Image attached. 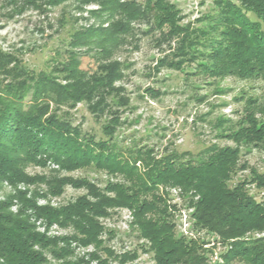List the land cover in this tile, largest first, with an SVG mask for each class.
Returning a JSON list of instances; mask_svg holds the SVG:
<instances>
[{
	"label": "trees",
	"instance_id": "obj_1",
	"mask_svg": "<svg viewBox=\"0 0 264 264\" xmlns=\"http://www.w3.org/2000/svg\"><path fill=\"white\" fill-rule=\"evenodd\" d=\"M36 1L27 3L41 8ZM66 1L42 0L50 6ZM77 1L98 5L89 12L101 23L75 31L68 42L97 50L102 62L95 72L82 70L71 50L57 61L62 68L37 73L0 51V189L3 183L13 187V193L0 198V264H125L139 251L151 253L154 264H207L211 250L203 245L210 241L221 247L220 261L211 264H264V200L248 190L250 184L264 188V173L241 160L252 149L264 148V106L245 110L243 124L224 132L232 145L211 143L196 157L159 155L145 146L123 149L113 136L117 116L103 129L107 137L96 138L50 108L51 103L74 106L81 100L109 108L110 95L122 99L114 83L124 72L112 54L140 20L151 21L158 43H168L155 62L157 71L165 67L186 77L264 79V0H213L215 10L194 27L179 23L180 10L170 0ZM59 21L62 25L64 19ZM55 71L62 72L63 82ZM50 164L67 172L92 167L111 179L99 187L85 178L26 172L29 166ZM242 170L248 175L236 179ZM19 184L33 185L30 195ZM67 185L86 191L56 206L49 200L38 204L39 198L61 196ZM172 189L190 211L186 236L176 231ZM122 209L129 212V231L137 243L119 255L106 245L114 233L103 220ZM32 218L70 232L49 237ZM88 245L92 252L75 256L76 247Z\"/></svg>",
	"mask_w": 264,
	"mask_h": 264
},
{
	"label": "rangeland",
	"instance_id": "obj_2",
	"mask_svg": "<svg viewBox=\"0 0 264 264\" xmlns=\"http://www.w3.org/2000/svg\"><path fill=\"white\" fill-rule=\"evenodd\" d=\"M28 1L0 0V51L12 53L26 69L37 73L62 68L57 61L66 57V50H71L79 59L82 70L95 72L102 62L97 57V50L81 45L70 47L68 42L75 31L101 23L89 12L97 9L98 5L92 1L82 3L69 0L50 6L37 0L36 4H42V7L36 8ZM170 1L180 10L179 23L193 27L201 25L197 20L203 14H212L215 10L213 0ZM61 17L64 19L62 25L59 21ZM132 25L135 33L125 37L127 40L113 50L112 54V59L122 64L124 72L123 77L114 83V86L120 87L123 100L110 95L109 108L98 107L86 100L78 101L74 106L51 103V112L66 116L73 125L96 138L107 137L103 129L111 117L117 116L119 123L114 128L113 136L123 149L145 146L159 155L175 152L196 157L211 143L232 145L233 141L223 134L227 129H237L243 124L245 110L256 111L258 107L264 106V79H240L235 76L207 78L200 75L186 77L179 71L165 67L157 71L155 62L168 51V43L165 40L158 43L159 32L153 28L151 21L140 20ZM170 43L173 45V41ZM61 73L54 72L58 81L63 82ZM241 160L264 173V148L252 149L243 154ZM26 172L30 175L54 174L60 177L85 178L99 187H103L111 179L105 171L92 167L67 172L57 170V166L50 164L45 168L29 166ZM247 175L248 170L239 171L236 179ZM17 186L18 189L26 190L28 195L34 188L33 185ZM248 190L256 200H264V188L259 189L250 184ZM85 191L84 188L67 185L61 196L39 198L38 204H45L49 200L56 206L75 199ZM10 193H13V187L3 183L0 198ZM170 193L173 197L171 203L177 204L173 218L176 231L186 236L191 226L188 219L190 211L182 207L177 189H172ZM32 220L38 230L49 237L70 232L56 224L46 227L41 219ZM129 220L126 209L103 220L105 227L114 233L111 239L104 237L106 245L119 255L133 249L137 243L134 234L129 231ZM207 239L211 240L209 237L204 240ZM203 248L211 250L207 264L220 261V246L213 245L210 241ZM93 250L91 245L76 247L74 254L87 256ZM90 264L97 263L92 261ZM125 264H154V260L151 253L139 251L136 259Z\"/></svg>",
	"mask_w": 264,
	"mask_h": 264
}]
</instances>
